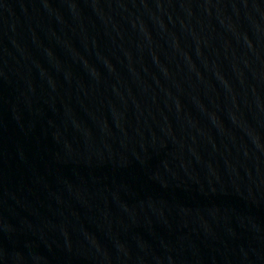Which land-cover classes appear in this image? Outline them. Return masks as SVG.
Wrapping results in <instances>:
<instances>
[{"label":"water","instance_id":"1","mask_svg":"<svg viewBox=\"0 0 264 264\" xmlns=\"http://www.w3.org/2000/svg\"><path fill=\"white\" fill-rule=\"evenodd\" d=\"M0 264H264V0H0Z\"/></svg>","mask_w":264,"mask_h":264}]
</instances>
